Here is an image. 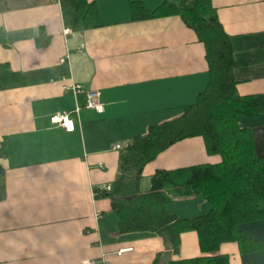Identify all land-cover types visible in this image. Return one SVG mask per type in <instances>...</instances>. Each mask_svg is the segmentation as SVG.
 Segmentation results:
<instances>
[{"label": "crops", "instance_id": "obj_1", "mask_svg": "<svg viewBox=\"0 0 264 264\" xmlns=\"http://www.w3.org/2000/svg\"><path fill=\"white\" fill-rule=\"evenodd\" d=\"M87 1L97 6L96 25L72 30L61 0H0V63L25 78L0 89L6 181L0 264H152L158 254L167 264L200 256L195 231L183 233L174 249L153 233H119L104 191L118 175L123 148L181 115L207 88L205 46L179 15L134 17L138 5L155 12L169 0ZM211 3L232 40L239 93L264 100V0ZM73 85L81 91L75 94ZM90 90L99 91L104 112L86 107ZM60 113L69 114L74 130L52 123ZM239 123L252 130L256 152L264 156V113L239 117ZM213 160L201 138L183 140L145 167L141 187L149 189L158 169ZM167 209L193 218L210 204L187 197ZM240 228L262 248L242 253L237 243L225 242L218 253L228 255L229 264H264V219Z\"/></svg>", "mask_w": 264, "mask_h": 264}, {"label": "trees", "instance_id": "obj_2", "mask_svg": "<svg viewBox=\"0 0 264 264\" xmlns=\"http://www.w3.org/2000/svg\"><path fill=\"white\" fill-rule=\"evenodd\" d=\"M61 4L65 25L72 30L96 25L94 2L61 0ZM133 14L135 18L181 16L205 46L210 81L196 103L184 107L181 115L151 126L146 135L135 137L123 148L118 175L110 190L104 191L119 217V233H153L174 249L183 233L197 232L202 255L167 264H229V256L218 253L225 242L237 243L242 253L260 250L262 245L240 226L264 219V156L257 154L253 132L240 125L239 117L263 114L264 100L239 93L232 40L216 9L211 0H169L155 12L138 5ZM24 79L0 63V89L22 84ZM195 137L203 140L214 160L158 169L149 177V189L143 191L145 167L171 146ZM5 197V168L0 162V201ZM187 197L206 200L209 211L193 218L168 211L174 199ZM161 257L158 254L152 264H160Z\"/></svg>", "mask_w": 264, "mask_h": 264}, {"label": "built area", "instance_id": "obj_3", "mask_svg": "<svg viewBox=\"0 0 264 264\" xmlns=\"http://www.w3.org/2000/svg\"><path fill=\"white\" fill-rule=\"evenodd\" d=\"M66 31H69L67 29ZM74 93H78L81 91V87L79 85H73L72 87ZM90 109H93L99 113L104 112L105 110V104L100 100V93L97 90H90L87 92V106ZM80 106H76V112H79ZM52 123L58 124L65 129L72 131L75 129V123L74 121L69 117L68 113H60L56 114L51 118ZM116 150L122 149L123 146L121 144H116L114 147ZM107 190H110V186L106 187ZM125 250H121L120 252H124ZM94 260H88L83 262L82 264H94Z\"/></svg>", "mask_w": 264, "mask_h": 264}]
</instances>
